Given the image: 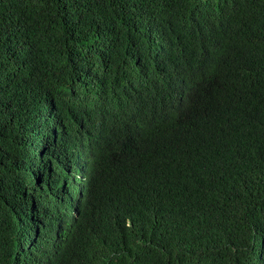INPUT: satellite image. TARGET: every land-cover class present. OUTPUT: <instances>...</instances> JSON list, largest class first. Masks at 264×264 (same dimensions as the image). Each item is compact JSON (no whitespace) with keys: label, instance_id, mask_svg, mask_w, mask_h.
<instances>
[{"label":"trees","instance_id":"16d2710c","mask_svg":"<svg viewBox=\"0 0 264 264\" xmlns=\"http://www.w3.org/2000/svg\"><path fill=\"white\" fill-rule=\"evenodd\" d=\"M0 264H264V0H0Z\"/></svg>","mask_w":264,"mask_h":264}]
</instances>
